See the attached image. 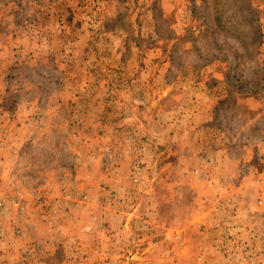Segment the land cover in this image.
I'll use <instances>...</instances> for the list:
<instances>
[{"label":"rangeland","instance_id":"rangeland-1","mask_svg":"<svg viewBox=\"0 0 264 264\" xmlns=\"http://www.w3.org/2000/svg\"><path fill=\"white\" fill-rule=\"evenodd\" d=\"M196 134L219 165L205 150L202 164L179 160ZM1 139L0 180L23 209L0 216V242L53 240L45 191L88 194L99 216L108 190L135 191L119 222L87 232L112 252L125 242L127 264L153 248L156 264H264V0H0ZM152 207L166 224L155 232ZM233 242L257 257L226 261Z\"/></svg>","mask_w":264,"mask_h":264},{"label":"built area","instance_id":"built-area-1","mask_svg":"<svg viewBox=\"0 0 264 264\" xmlns=\"http://www.w3.org/2000/svg\"><path fill=\"white\" fill-rule=\"evenodd\" d=\"M6 145V142L4 139L0 140V149L4 148ZM149 146L143 145L138 149V152L140 156L145 157L149 154ZM148 167V165H147ZM196 174L199 173V171L195 172ZM131 181L135 186H145L147 184V180L145 179V176H140L139 174H130ZM120 179H116L115 181L119 182ZM106 200H105V208H109L112 211L116 210V208H121L120 213H125V209H128L129 203L131 199H136L137 193L135 191L129 192L128 194H120L116 191L109 192L107 191L106 194ZM40 203L46 207H49L52 219L50 220V223L52 226L57 225L60 221L63 223V227L60 232H65L66 228L69 226L67 223L69 222V218H71L73 221L79 222V224H82V217H77L78 209H86L90 210L91 207V200L88 194H84L78 191H71L68 189H62L60 192L56 191H45L41 196L38 198ZM228 203H231V200H228ZM8 207L12 209L13 211L19 212L23 208L21 206V202L19 197L16 194L13 193H7V191L3 187V182L0 180V216L3 215ZM138 210V209H137ZM221 210V209H220ZM223 213L226 212L224 209L221 210ZM63 214H67L68 220H60V216ZM88 214H91L90 211ZM237 214L238 212L235 210L232 212L234 224H237ZM93 217L94 222H97V217L91 215ZM11 222L13 225L14 235L16 237L21 236V233H23V227L19 225L18 218L16 216L11 218ZM228 223V221H227ZM149 225H143V229H148ZM82 233L88 232V227L84 226L81 229ZM2 229L0 226V238H2ZM139 237V242L143 241V237L141 235ZM10 248L15 244L13 240H10ZM51 242V241H50ZM50 242H30L28 245V253L31 254L28 255L29 257L35 256V254L38 252L41 256L39 259L40 264H90L92 260L95 259L96 256H99L100 250L98 248H95L93 250H88L81 240H77L75 242H62L59 243V245H56L53 251V254H51V251L49 249ZM233 245L235 246V249L231 246H226L223 248V254L225 256V260L228 262H236V263H242L244 261H247L249 257L254 259L257 257L256 254V248L255 246H252L251 242H233ZM220 246H217L218 249ZM239 247L244 248V255L242 256L240 251L237 249ZM12 249V248H11ZM57 253V255H56ZM60 255V258L57 256ZM106 258H104V264H111L112 255L106 254ZM246 255L248 258H245ZM58 260V263L56 262ZM6 261L0 262V264H5ZM252 263H255V260H253ZM23 264H30L27 263L25 260Z\"/></svg>","mask_w":264,"mask_h":264},{"label":"crops","instance_id":"crops-1","mask_svg":"<svg viewBox=\"0 0 264 264\" xmlns=\"http://www.w3.org/2000/svg\"><path fill=\"white\" fill-rule=\"evenodd\" d=\"M205 112H206L205 109H202L201 111H199V109H198V110H194L193 112H189V113L183 112L182 115H183V117L185 115H190L191 117L195 116V117H199V119H204V117H206L204 114ZM203 114H204V117H203ZM182 115H181V117H182ZM151 119L152 118H150V120ZM167 125L170 126L172 124H167ZM169 134H171V133H169ZM172 135H173V137L168 138L167 144L168 143H175V139H177V138L174 134H172ZM196 135H197V137H192L191 140H189V139L188 140H182L181 147H180L179 143L177 144L181 150V154L182 155L184 154L182 158H179V160H182V162L184 164H186V162L183 159L186 158V156H190V157L194 158V160L200 161V164H202L201 161L204 158L205 154H203V157H201V158H198V157L200 155L199 153H201V152H203V150H205V153H209L210 155H212V159H211L212 163L214 165H216L215 163L218 162V165H219L220 162H219L218 158H219V155H221L219 153V151L218 150L216 151V149H213V151H212L209 147H206L205 145L206 144L208 145V143L203 142L204 141L203 136L200 137L198 134H196ZM197 138H198V140H197ZM204 146L206 149L204 148ZM174 147H175L174 145L171 147L170 152H172L171 150H173V151L175 150ZM167 148H169V147L167 146ZM208 149L211 152L208 151ZM166 151H167V149H166ZM174 153H175V155H177V152H174ZM170 156H171V153H169L168 158H170ZM167 186L169 188H171L174 186V184L171 183ZM118 193H120V192H118ZM123 193L124 192H121V194H123ZM169 193L166 191L165 195L159 194L158 196L160 199H165V197L167 195H169ZM170 194H173V190L171 191ZM106 196L107 195L104 194V197L102 198V205H101L102 209H101V215L100 216L98 214L99 208L95 207L91 198H90V200H91L90 210L78 209V211H76L77 217L83 216L82 221H84V223L81 222L82 224H79V222H77V220H76V222L74 221L75 223L72 222L73 225L75 224V227L77 230L74 227H72L68 233L66 231L60 232L59 230H61L63 227L62 221H60L55 226L58 231L56 230L57 232L56 231L53 232V233H55L54 234L55 236L53 237V240H51V242L49 244V249L51 251V254H53V251L55 249L54 247L56 245H59V243H62V242H57V240L63 241L66 238L67 242H75L77 240H81L82 242H84V244L88 250H93L95 248H98L100 250L101 254L99 256H96L95 259L90 262V264H104V258H106V256H107L106 254H108V253L112 255L111 264H127V261L124 259V257L122 255L118 256V254H120V252L123 251V247L125 246V242L117 241L116 244H114L115 249L112 252V251H110L111 249L109 248V246H110L109 242H103L104 239H102L101 241L98 240V242H95L96 239H94L92 235H90L88 233H83V234H81V232L79 233V230L81 229V227H84V226L88 227L89 229L90 228L96 229L98 226H101L102 228H105L106 230H108L107 227L110 225V223H113L114 221L119 222L118 219L114 218V212L109 208H105L106 207L105 206ZM152 203L153 204L155 203L157 205V203L154 201ZM89 211L91 214H88ZM156 211L157 210L155 208H153L152 212L149 214V217H148V218H150V222H149L150 229L154 230V232L159 231V229H161V227L164 228L166 226V224L164 222H162L160 220L159 221L156 220V217L159 219V217H158L159 215L157 213H155ZM139 213H140V211H139ZM139 213L136 214V212H135L134 216L136 218L138 217L139 219H141V215H139ZM93 214H94V216L97 217L98 222H94L93 217H91V215H93ZM84 215H85V217H84ZM103 216H105V217H103ZM117 218H119V217H117ZM100 222H101V224H100ZM138 222L140 223V221H138ZM138 222L136 221V224H138ZM160 224H161V226H160ZM143 225H144V223L142 224V222H141V226H143ZM92 238H93V240H92ZM153 239H154V234H152V232H151V237H150L149 243H148L149 244L148 246L150 247L149 249H151V247H152L151 244H152V242H154ZM54 240H56V241H54ZM29 243L30 242H15V244H13V246L11 247L12 249H11L10 248V242H0V250L3 251V253L0 254V262L6 261L7 263H5V264H23V262L26 260L27 263H30V264H40L41 259H39V258L41 255L38 252L33 257L28 256L31 254V252H30V254L28 253L29 252L28 251ZM155 251H156V248H153L152 251H150L148 256L143 257L144 254L141 255V257H139L137 262L134 264H156L157 263V259H156L157 254H155ZM56 255H57V253H56ZM57 257L60 258V255H58ZM205 257H206L209 264H225L224 260L218 256L215 259H211V260H210L209 256H203L202 259L204 260ZM56 262L58 263V260H56Z\"/></svg>","mask_w":264,"mask_h":264}]
</instances>
